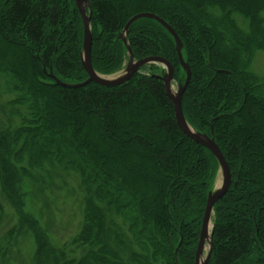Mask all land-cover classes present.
Wrapping results in <instances>:
<instances>
[{
    "label": "trees",
    "instance_id": "16d2710c",
    "mask_svg": "<svg viewBox=\"0 0 264 264\" xmlns=\"http://www.w3.org/2000/svg\"><path fill=\"white\" fill-rule=\"evenodd\" d=\"M87 1L100 75L123 69L120 35L134 16L154 15L176 34L190 70L184 119L214 140L231 174L214 206L208 264H264V73L252 70L264 53V0ZM82 41L73 0H0V112L9 115L0 125L1 195L27 220L18 190L24 161L78 175L80 231L53 249L37 227L40 264H194L215 158L178 127L158 66L120 86L72 88L88 79ZM126 41L136 60L163 58L174 83L184 82L176 44L159 23L136 20Z\"/></svg>",
    "mask_w": 264,
    "mask_h": 264
},
{
    "label": "rangeland",
    "instance_id": "374dc122",
    "mask_svg": "<svg viewBox=\"0 0 264 264\" xmlns=\"http://www.w3.org/2000/svg\"><path fill=\"white\" fill-rule=\"evenodd\" d=\"M252 70L257 74L264 73V53L256 56ZM175 90L173 86L172 91ZM5 99L0 100V106ZM7 114L8 110L0 112V125H7ZM23 165L26 171L21 176L18 190L23 194V211L28 219L18 220L9 201L0 193L1 247L8 231L15 229L10 247L0 249V264H40L35 255L36 241L40 239L37 227L42 232L44 242L57 249L70 242L78 234L82 224L83 193L78 175L47 163H42V168L32 169H27L26 161ZM219 184L220 179L216 181L214 188ZM206 252L207 248L204 254ZM48 261L41 259L42 264Z\"/></svg>",
    "mask_w": 264,
    "mask_h": 264
},
{
    "label": "water",
    "instance_id": "95a60500",
    "mask_svg": "<svg viewBox=\"0 0 264 264\" xmlns=\"http://www.w3.org/2000/svg\"><path fill=\"white\" fill-rule=\"evenodd\" d=\"M74 2H75L77 10L79 12L81 22H82V26H83L82 67L84 68L85 72L88 75V80L83 84L74 85L71 87L76 89V88L84 87L91 82L98 84L102 87H108V88L120 86V85L128 82L130 79H132L138 73V71L140 70V68L142 66L147 65V64H160L167 69V74L163 77L162 80L164 82L166 95H167L168 99L173 104L175 119H176V123H177L178 127L180 128L182 133L187 138L192 140L197 145L206 148L216 158V160L220 166V173H221L222 182H221L220 188H218L216 191H214L213 193H210L208 195L206 207H205V212H204V216L202 219L201 231H200V235H199V242H198L197 250L195 253V264H207L209 257H210V251L212 248V243H211L212 234L211 233L209 234L210 217H211L212 209H213L214 205L220 199H222V197L229 190V187L231 185L230 172H229V168H228V165H227L224 157L220 153V151L217 148V146L215 145L214 141L210 140L206 136L199 135V134L192 132V130L188 127V125L186 124V122L184 120L182 108H181V98H182V95H183L184 91L186 90V88L189 84L190 72H189L187 65L184 64V62L182 60V57L180 54V45H179L178 38L176 37L174 32L169 28V26L166 25L162 20L155 17L154 15H149V14H141V15H137V16L133 17L127 23V25L124 28V32H127L129 26L134 21H136L137 19H139V18H150V19H153V20L157 21L158 23H160L173 36V38L176 42V45H177L176 51L178 54L180 65L186 73L185 83L183 84V86L178 87L177 94L175 96L171 93V90H170V84H171V81L173 78L172 66L168 62H166L165 60H163L161 58H156V57H149V58H145V59L139 60L137 62H134L132 54H131L129 49L128 50H129V54H130V60H129V63H128L123 75H121L118 78L112 79V80L101 78L94 73L92 66H91V60H90L91 35H90V26H89L90 25V17H88L86 15V7L88 8V3L86 0H74ZM49 77L53 79V77L51 75ZM63 86H66V85H63ZM205 242H208L210 250L208 252L206 260L200 261Z\"/></svg>",
    "mask_w": 264,
    "mask_h": 264
},
{
    "label": "bare ground",
    "instance_id": "6f19581e",
    "mask_svg": "<svg viewBox=\"0 0 264 264\" xmlns=\"http://www.w3.org/2000/svg\"><path fill=\"white\" fill-rule=\"evenodd\" d=\"M62 86L64 85V84H61Z\"/></svg>",
    "mask_w": 264,
    "mask_h": 264
}]
</instances>
